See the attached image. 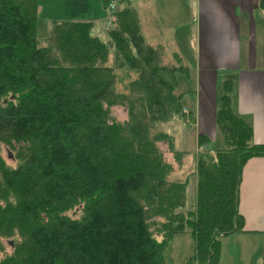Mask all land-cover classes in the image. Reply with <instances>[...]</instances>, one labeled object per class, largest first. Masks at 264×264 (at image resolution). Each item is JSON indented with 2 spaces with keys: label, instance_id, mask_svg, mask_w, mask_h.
I'll return each mask as SVG.
<instances>
[{
  "label": "trees",
  "instance_id": "16d2710c",
  "mask_svg": "<svg viewBox=\"0 0 264 264\" xmlns=\"http://www.w3.org/2000/svg\"><path fill=\"white\" fill-rule=\"evenodd\" d=\"M37 13V0H0V264H165L164 249L186 230L194 243L187 264H219L220 239L244 233V164L264 157L233 110V81L217 91L218 138H197L195 203L185 216L187 183L169 180L158 145L177 162L181 154L167 134L150 132L193 123L189 92L179 91L187 69L162 62L127 6L111 13L107 44L91 23L53 21L40 45ZM33 238L40 247L53 241L36 260Z\"/></svg>",
  "mask_w": 264,
  "mask_h": 264
},
{
  "label": "crops",
  "instance_id": "0c3cea01",
  "mask_svg": "<svg viewBox=\"0 0 264 264\" xmlns=\"http://www.w3.org/2000/svg\"><path fill=\"white\" fill-rule=\"evenodd\" d=\"M37 1V14L46 17L44 24L47 32L53 21H82L91 23L92 34L102 39L101 36L108 37V30L115 23L106 9L105 0L99 5L102 16L91 15L81 2ZM112 1H116L118 11L126 6L135 10L144 42L159 49L162 62L168 58L171 65L178 64L187 69L188 78L181 75L179 91L189 92L184 98V107L193 119L189 126L195 130L192 150L199 151V135L210 141L218 138L215 103L220 84L225 80L233 81L234 112L250 124L253 143L264 145V0L109 2ZM38 25L40 22L37 24V33H40ZM99 26L104 29L103 32H99ZM164 64L169 65V62ZM185 132L187 130L182 135L167 134L175 151L180 153L187 150L180 148ZM239 213L243 217L244 233L222 239L236 235V239L243 240L242 244L239 246L233 240L226 244L229 248L225 246L223 250L221 243L219 264H242L244 253L251 254L259 248L248 245L251 241H247V238L264 235V157L251 158L244 164L239 189ZM260 242L253 241V244ZM250 260L251 256L248 255L245 261L249 264Z\"/></svg>",
  "mask_w": 264,
  "mask_h": 264
},
{
  "label": "rangeland",
  "instance_id": "374dc122",
  "mask_svg": "<svg viewBox=\"0 0 264 264\" xmlns=\"http://www.w3.org/2000/svg\"><path fill=\"white\" fill-rule=\"evenodd\" d=\"M74 3L75 2H81L83 6L88 8V11L90 12L91 15L94 16H102V13L100 12L99 9V5L101 4L102 0H72ZM38 2V1H37ZM48 12H51L50 10H48ZM108 13V12H107ZM109 14V13H108ZM45 19L46 17H40L37 14V24L40 22V25H38V29L40 30V33L38 34V41L40 43V45H45L47 43V39L46 36H48V32H47V28L45 23ZM68 19V18H67ZM73 22H82V21H73ZM99 28V32H103L104 29L101 28V26L98 27ZM108 34V33H107ZM106 35V33H105ZM102 39L101 41L105 42V44H107V42L109 41V37L106 38L104 36H101ZM111 55H113V50L111 51ZM165 63L169 62V65H171V59L165 58L164 59ZM123 73H119L118 78H121V75ZM120 83H118L119 85ZM114 115L122 120L125 118V112L119 108L114 109ZM88 124H86V127L88 128ZM190 125L184 123L183 121H171V122H165V123H159L156 124L154 126V128H152L151 130V136H157V135H162V134H178V135H182V132L184 130H187V132H185L184 138H182V142L180 144V148L181 149H187L185 152H181V161L177 162L174 159L173 154L168 151V147L167 144L165 143H160L158 146L160 148V150L163 153L164 156V160L165 162H167L170 166H171V173L169 174V180H177V181H184L187 183L186 185V189H185V204L184 207L181 209V212L183 213V215L187 216L188 211L192 210L194 207V203H195V190H196V182H195V178L192 175V173L195 170V159H196V153L195 150H192V148L194 149V135H195V130L192 127H189ZM61 131V129H60ZM191 149V150H188ZM51 152H54L53 150H51ZM3 155L6 159L7 157V162L8 164H13V161H9L8 160V155L7 152L4 151ZM44 183V180L40 181V184ZM24 186H26V188L28 189V185L25 184ZM104 197V196H103ZM107 218H105L104 220H107ZM106 228V225H103L99 230H95L93 232L92 238H98V237H102L103 233H102V229ZM120 231H123V225L119 228ZM124 232V231H123ZM236 235H234L232 238L229 239H220V242L222 243V248L223 250H225V246L226 248H229L228 245H226L228 242H231L233 240L237 241L239 243V246H241V242L243 241L241 238L240 239H236L235 237ZM258 237L260 238H256L254 237H248L247 241H251L248 243V245L252 246V245H257L259 248L256 252H250L251 254L248 253H244L242 255V264H248V261L246 260V257L248 255L251 256V260L249 264H264V235H259ZM224 238V237H223ZM35 238H33V240H30V243H33V246L35 245V247L33 248V250L31 251L32 254L30 255V259H34L36 260L38 257L41 256V248L44 249L48 244H50L51 242H53L51 240V238H46L45 242H41L42 247L37 246V239L34 241ZM257 240H261L262 243H256L253 244V241H257ZM84 243H87V241H83ZM59 246L63 245L61 244V242H59ZM81 253L78 250V254ZM194 253V243H193V239L191 236V233L189 230L184 231L181 234H177L175 235L172 240L168 243L167 247L164 249L163 251V257H164V261L165 264H187L191 257L193 256ZM246 262V263H245ZM226 264V263H225Z\"/></svg>",
  "mask_w": 264,
  "mask_h": 264
},
{
  "label": "built area",
  "instance_id": "2783aa9c",
  "mask_svg": "<svg viewBox=\"0 0 264 264\" xmlns=\"http://www.w3.org/2000/svg\"><path fill=\"white\" fill-rule=\"evenodd\" d=\"M106 9L109 13L118 12V5H117L116 1L109 2ZM183 113L187 115V111L185 109L183 110Z\"/></svg>",
  "mask_w": 264,
  "mask_h": 264
}]
</instances>
